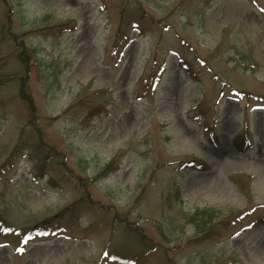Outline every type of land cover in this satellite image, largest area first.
<instances>
[{
    "label": "rangeland",
    "instance_id": "rangeland-1",
    "mask_svg": "<svg viewBox=\"0 0 264 264\" xmlns=\"http://www.w3.org/2000/svg\"><path fill=\"white\" fill-rule=\"evenodd\" d=\"M0 264H264V0H0Z\"/></svg>",
    "mask_w": 264,
    "mask_h": 264
},
{
    "label": "trees",
    "instance_id": "trees-1",
    "mask_svg": "<svg viewBox=\"0 0 264 264\" xmlns=\"http://www.w3.org/2000/svg\"><path fill=\"white\" fill-rule=\"evenodd\" d=\"M198 214H199V215H208V213H207V212H205V211H201V212H200V213H198ZM35 230H36V229H35ZM35 230H34V231H35ZM34 231H33V232H34Z\"/></svg>",
    "mask_w": 264,
    "mask_h": 264
}]
</instances>
